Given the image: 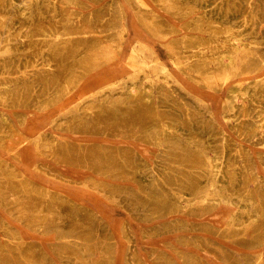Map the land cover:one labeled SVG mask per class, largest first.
<instances>
[{
  "label": "rangeland",
  "instance_id": "obj_1",
  "mask_svg": "<svg viewBox=\"0 0 264 264\" xmlns=\"http://www.w3.org/2000/svg\"><path fill=\"white\" fill-rule=\"evenodd\" d=\"M0 1V85L20 87L18 97L15 92L4 94L0 90V264H264V0H221V5L208 0H196L197 5L194 0H101L94 5L93 0H68L64 12L61 0ZM143 1L157 5L143 9ZM82 5H92L98 12L108 6L104 20L110 29L97 38L83 35V42L78 44L70 30L83 22ZM45 9L53 10L62 29L49 34L42 29ZM20 11H24L21 16L27 27L38 23V30L50 40L40 49L39 60L25 47L22 36H26L27 27H20ZM218 28L221 30L216 31ZM97 39L98 46L90 48ZM210 41H216L219 47L197 55L199 50L194 46ZM136 43L147 45L135 61L137 69L142 70L140 78L128 76L126 71ZM71 49V61L91 57L97 65L86 74H80L77 67L70 69L76 82L63 98L67 108L64 112L49 111L45 104L59 97L61 89L40 59L48 52L63 57ZM162 65L170 71L163 73ZM103 68L112 70L105 79L95 82L93 77ZM86 90L90 93L84 96ZM80 100L88 101L91 111L81 106ZM136 100H146L154 119L141 127L144 130L136 131L132 142L107 132H83L85 127L96 129L99 116L109 114L113 124L121 123L127 113L135 112ZM183 124L190 125V130ZM87 152L97 153L99 167L76 157ZM95 234H100L99 238Z\"/></svg>",
  "mask_w": 264,
  "mask_h": 264
},
{
  "label": "bare ground",
  "instance_id": "obj_2",
  "mask_svg": "<svg viewBox=\"0 0 264 264\" xmlns=\"http://www.w3.org/2000/svg\"><path fill=\"white\" fill-rule=\"evenodd\" d=\"M101 0H93V2H92V4L93 3H99ZM178 1V0H177ZM195 1L196 0H194V3H195ZM197 1H199V0H197ZM201 1V0H200ZM199 1V2H200ZM207 1V0H206ZM209 1V3L210 4H217V3H219L221 0H208ZM225 1V0H224ZM230 2L232 1V0H229ZM240 1H242V2H245V1H243V0H240ZM8 2V1H7ZM198 2V3H199ZM204 2V1H203ZM230 2H229V4H230ZM241 2V3H242ZM248 2V1H247ZM246 2V3H247ZM261 2V1H260ZM173 3V2H172ZM8 4V3H7ZM67 4H68V0H61L60 1V9H61V11H63L62 10V8H65V7H67ZM169 4V3H168ZM176 4V3H175ZM196 4V3H195ZM200 4V3H199ZM204 4H205V2H204ZM203 4V5H204ZM227 4V3H226ZM232 4V3H231ZM245 4V3H244ZM248 4V3H247ZM247 4H245V7L247 6L248 7V5ZM254 4V3H253ZM252 4V5H253ZM94 5V4H93ZM157 4H154V3H152L151 1H150V3H148V2H144L143 1V3H142V8L143 9H150V8H155V6H156ZM159 5V4H158ZM178 5V4H177ZM176 5V6H177ZM197 5V4H196ZM195 5V6H196ZM219 5H221V3H219ZM237 5H238V2H237ZM251 5V4H250ZM175 6V5H174ZM175 6V7H176ZM211 6V5H210ZM225 6H227V5H225ZM0 7H1V1H0ZM8 7V6H7ZM108 7V6H107ZM105 8L103 11H101V12H98V11H94L93 10V7H92V5H82L81 6V9H82V13H83V22H82V24H81V26H79V27H76L74 30H70V34L71 35H73L74 37H75V42L76 43H78V44H81L82 42H83V35L84 36H86V35H90V36H92V37H90V38H94V37H98V35L99 34H101V33H107L108 31H109V29H110V27H108L107 26V24L105 23V18H106V16H107V10H108V8ZM239 7H241L240 5H239ZM244 7V6H243ZM257 7V6H256ZM180 8V7H179ZM230 9L232 8V5H231V7H229ZM238 8V7H237ZM249 8V7H248ZM4 9H5V7H4ZM23 10L25 9V7H24V5H23V8H22ZM36 9V8H35ZM66 9V8H65ZM159 9V8H158ZM195 9V8H194ZM197 9V8H196ZM205 9V8H204ZM207 9V8H206ZM210 9V8H209ZM225 9V8H224ZM241 9V8H240ZM247 9V8H246ZM264 9V8H263ZM7 10V9H6ZM37 10V9H36ZM181 10V9H180ZM182 10H183V8H182ZM199 10H200V8H199ZM198 10V11H199ZM244 10H245V8H244ZM67 11V10H66ZM197 11V10H196ZM195 11V12H196ZM210 11V10H209ZM217 11V10H216ZM222 11H223V9H222ZM246 11V10H245ZM244 11V12H245ZM250 11V10H249ZM22 12H24V11H22ZM22 12L20 11L19 13H18V19L20 20V22H21V25H20V27L22 28L23 26H26V20L23 18V16H21V15H23L22 14ZM52 12H53V10H52ZM52 12L51 11H48V10H46L45 9V11H44V13H45V18H44V21L41 23V26H42V29L44 28V30H46L47 31V33L49 34V33H51V32H53L54 30H56V29H62V26L60 25L61 24V19L59 20V18H58V20L60 21V26L58 25L57 26V21H56V19L54 18V16L52 15ZM64 12V11H63ZM62 12V13H63ZM150 12V11H149ZM177 12V11H176ZM180 12V11H179ZM178 12V13H179ZM224 12V11H223ZM241 13H242V11H240ZM263 12V11H262ZM122 13H123V7H122ZM157 13V15H158V17L157 18H159L160 16H159V13L158 12H156ZM216 13V12H215ZM233 13V12H232ZM235 13V12H234ZM238 13H239V10H238ZM237 13V14H238ZM4 14H7V12L6 13H4ZM13 14V13H12ZM41 14V12L40 11H38L37 12V15H40ZM153 14H155V12L153 13ZM170 14H171V11H170ZM175 14V13H174ZM197 14V13H196ZM210 14V13H209ZM212 14H214V11H213V13ZM220 14V13H219ZM223 14V13H222ZM231 14V13H230ZM247 14V13H246ZM245 14V15H246ZM1 15V14H0ZM3 15V14H2ZM9 15V14H8ZM11 15V14H10ZM156 14H155V16H157ZM241 15V14H240ZM242 15H244V14H242ZM264 15V14H263ZM15 16V15H14ZM13 16V17H14ZM62 16V15H61ZM60 16V17H61ZM154 16V15H153ZM184 16V15H183ZM203 16V15H202ZM209 16V15H208ZM217 16V15H216ZM215 16V17H216ZM221 16V15H220ZM219 16V17H220ZM231 16V15H230ZM230 16H229V18H230ZM260 16V15H259ZM31 17V16H30ZM63 17V16H62ZM150 17H152V16H150ZM170 17V16H169ZM178 17H180V16H178ZM215 17H213V18H215ZM226 17V16H225ZM239 17V16H238ZM241 17V16H240ZM250 17V16H249ZM262 17L263 16H261V19H262ZM185 18V17H184ZM194 18V17H193ZM222 18V17H221ZM17 19V20H18ZM112 19V18H111ZM154 19V18H153ZM182 19V18H181ZM180 19V20H181ZM196 19H197V16H196ZM204 19V18H203ZM236 19V18H235ZM3 20V19H2ZM150 20H152V19H150ZM159 20V19H158ZM186 20V19H185ZM193 20H195V18L193 19ZM192 20V21H193ZM206 20V19H205ZM213 20V19H212ZM217 20V19H216ZM223 20V19H222ZM237 20H239V19H237ZM161 21V20H160ZM175 21H176V19H175ZM12 22V21H11ZM36 22H38L37 20H36ZM108 22V21H107ZM110 22V21H109ZM167 22V21H166ZM179 22V21H178ZM194 22V21H193ZM213 22H214V20H213ZM216 22V21H215ZM220 22V21H219ZM151 23V22H150ZM168 23V22H167ZM206 23V22H205ZM210 23V22H209ZM154 24V23H153ZM157 24V23H156ZM223 24V23H222ZM13 25H15V24H13ZM13 25H12V27H13ZM28 25V24H27ZM170 25V24H169ZM206 25V24H205ZM221 25V24H220ZM7 26V25H6ZM5 26V27H6ZM171 26V25H170ZM169 26V27H170ZM183 26H185V24L183 25ZM222 26V25H221ZM10 27V26H9ZM27 27V26H26ZM168 27V26H167ZM181 27V26H180ZM187 27V26H186ZM227 27V26H226ZM8 28V27H7ZM166 28V27H165ZM198 28V27H197ZM217 28V27H216ZM225 28V27H224ZM11 29V28H10ZM13 29H14V27H13ZM26 30H25V34H26V36L24 35V36H22V38L25 40L24 41V43H25V47H27L28 48V50H29V55H32L34 58H36V59H38L39 60V52H40V49H43L42 47L43 46H48L49 45V42H50V40L48 39V38H46L45 36H46V34H43L40 30H38L39 28H38V23L37 24H34V23H32V24H30V25H28V27L27 28H25ZM73 29V28H72ZM177 29V28H176ZM181 29H182V27H181ZM188 29V28H187ZM214 29V28H213ZM12 30V29H11ZM18 30V29H17ZM166 30H168V29H166ZM184 30H186V29H184ZM221 29L220 28H218L216 31H220ZM190 31H191V29H190ZM208 31H210V29L208 30ZM60 32V31H59ZM158 32H160V29H159V31ZM163 32V31H162ZM183 32V31H182ZM188 32V31H187ZM66 33V32H65ZM65 33H63V34H65ZM216 33H218V32H216ZM235 33V32H234ZM173 35V34H172ZM235 35V34H234ZM64 36V35H63ZM186 36H187V34H186ZM236 36H237V34H236ZM239 37V36H238ZM255 37V36H254ZM164 39V38H163ZM173 39V38H172ZM170 40V39H169ZM254 40H255V38H254ZM257 40V39H256ZM7 42V41H6ZM162 42H165V41H162ZM167 43V42H166ZM165 43V44H166ZM21 44V43H20ZM98 44H99V41H98V39L97 40H93L91 43H90V48H95V47H97L98 46ZM170 44V43H169ZM76 45V44H75ZM173 45V44H172ZM188 45H190V44H188ZM11 46V45H10ZM74 46V45H73ZM147 45L145 44V43H136V44H133L132 45V50H131V55H130V59H132V63H128L127 65H126V71H127V75L128 76H135L136 78H140V76H142L141 75V72H142V70H140V69H137V68H139V64L137 63V62H135L136 61V59H137V56H139V55H142V53H143V49H144V47H146ZM167 46V45H166ZM168 46H170V45H168ZM216 46H218V43L216 42V41H210V42H207V43H202L200 46H198V47H196V46H194L195 48H197L199 51H198V53H197V55H202V54H204V53H206V51H207V49H209V48H213V47H216ZM15 47V46H14ZM13 47V48H14ZM55 47V46H54ZM56 47H57V45H56ZM55 47V48H56ZM149 47V46H148ZM171 47V46H170ZM189 47V46H188ZM219 47V46H218ZM23 48V47H22ZM22 48H20V49H22ZM54 48V49H55ZM150 48H152V47H150ZM244 48H246V47H244ZM16 49V48H15ZM15 49H13V51L15 50ZM25 50H26V48H24ZM57 49V48H56ZM153 49V48H152ZM171 49V48H170ZM191 49V48H190ZM18 50V49H17ZM253 50V49H252ZM263 50V49H262ZM48 51H49V49H48ZM50 51H53V50H51L50 49ZM54 51H57V50H54ZM71 52H72V49L71 50H69V52L68 53H66L65 55H63V57H57L56 56V53L55 52H48V53H46V55L44 56V58H41L40 60H41V62H43L44 64H45V66L47 67V70L49 71L48 73L49 74H51V80L52 81H57L58 83H59V85H60V94H59V97H57L56 99L54 98L53 100H49V102H47L45 105V107H47L48 109H49V111H52V110H54V109H56V110H58L59 112H64V110L67 108L66 107V104H63L64 103V101H63V98L66 96V94H68V93H70L74 88H75V82H76V77L74 76V77H72V76H70V73H69V70L70 69H72V68H74V67H77L78 69H79V72H80V74H86V73H88L89 71H91L92 69H93V67L94 66H96L97 65V62H93L92 61V59H91V57L90 58H87V57H82V58H80V59H78L77 61H71L70 59H69V57H70V55H71ZM213 53V52H212ZM230 53V52H229ZM29 55H27V56H29ZM257 55V54H256ZM21 56H22V53H21ZM129 56V55H128ZM213 56V55H212ZM215 56V55H214ZM254 56V55H253ZM252 56V57H253ZM258 56V55H257ZM24 57V56H23ZM26 57V56H25ZM30 57V56H29ZM196 57H198V56H196ZM219 57V56H218ZM235 57V56H234ZM256 57V56H255ZM263 57V56H262ZM9 58V57H8ZM16 58H20L19 56H16ZM193 58H195V57H193ZM199 58H201V57H199ZM215 58V57H214ZM236 58V57H235ZM25 59H27V58H25ZM192 59V58H191ZM196 59V58H195ZM210 59H213L212 57L210 58ZM263 59V58H262ZM261 59V60H262ZM3 60V59H2ZM22 60V59H21ZM24 60V59H23ZM174 60V59H173ZM177 60V59H176ZM4 61V60H3ZM25 61V60H24ZM31 61V60H30ZM36 61V60H35ZM204 61V60H203ZM208 61V60H207ZM218 61V60H217ZM227 61H228V59H227ZM5 62H6V58H5ZM5 62L3 63L2 62V65L3 64H5ZM17 62V61H16ZM33 62V61H32ZM39 62V61H38ZM204 62H206V61H204ZM212 62V61H211ZM231 62V61H230ZM21 63H22V61H21ZM37 63V62H36ZM35 62H34V64H36ZM202 63V62H201ZM219 63V62H218ZM229 63V62H228ZM1 64V63H0ZM11 64H12V61H11ZM15 64V62L13 63V65ZM183 64V63H182ZM207 64H209V63H207ZM231 64V63H230ZM253 64V63H252ZM9 65V64H8ZM16 65V64H15ZM37 65H38V63H37ZM37 65H36V67H37ZM219 65H220V63H219ZM218 65V66H219ZM221 65H223V64H221ZM226 65V64H225ZM23 66V65H22ZM21 66V67H22ZM176 66V65H175ZM199 66H201V65H199ZM215 66H217V65H215ZM227 66V65H226ZM232 66H234V63H233V65ZM2 67V66H1ZM13 67H15V66H13ZM20 66H19V68H21ZM196 67V66H195ZM202 67V66H201ZM221 67V66H220ZM16 68V67H15ZM203 68V67H202ZM249 68V67H248ZM3 69H5V68H3ZM16 69H18V66H17V68ZM22 69V68H21ZM198 69V68H197ZM225 69V68H224ZM236 69V68H235ZM2 69H0V71H1ZM12 70H13V68H12ZM15 70V69H14ZM13 70V71H14ZM25 70V69H24ZM23 70V71H24ZM110 70H112V69H106V68H103L101 71L102 72H100V73H97V74H95V76L93 77V80L95 81V82H99V81H101V80H103V79H105L106 78V74H107V72H109ZM5 71V70H4ZM16 71V70H15ZM23 71L21 70V72L23 73ZM161 71L163 72V73H166V72H169L170 70H169V68L166 66V65H162L161 66ZM179 71V70H178ZM238 71V70H237ZM3 72V71H2ZM246 72V71H245ZM181 73V72H180ZM228 73H230V72H228ZM185 74V73H184ZM36 75V74H35ZM221 75V74H220ZM182 76V75H181ZM33 77V76H32ZM143 77V76H142ZM149 77V76H148ZM197 77V76H196ZM147 78V77H146ZM188 78V77H187ZM248 78V77H247ZM249 79H251V78H249ZM32 79L30 78V81H31ZM34 80V79H33ZM136 80V79H135ZM141 80V79H140ZM145 80V79H144ZM226 80H228V79H226ZM235 80V79H234ZM39 81V80H38ZM143 81V80H142ZM199 81V80H198ZM247 81H248V79H247ZM44 82H45V80H44ZM51 82V81H50ZM141 82V81H140ZM139 82V83H140ZM23 83V82H22ZM39 83H42V82H39ZM38 83V84H39ZM54 83V82H53ZM151 83H153V82H151ZM232 83V82H231ZM235 83V82H234ZM19 84V83H18ZM52 84V83H51ZM150 84V83H149ZM199 84V83H198ZM197 84V85H198ZM14 85V84H13ZM13 85H11V84H8V83H3V84H1L0 86H1V91L4 93V94H7V93H12V92H15V95H17V97H18V93H19V91H20V87H19V89H16V88H14L13 87ZM15 85H17V84H15ZM148 85V84H147ZM239 85V84H238ZM20 86H22V84L20 85ZM32 86H33V84H32ZM38 86V85H37ZM40 86H42V84L40 85ZM52 86V85H51ZM130 86V85H129ZM142 86V85H141ZM140 86V87H141ZM153 86V85H152ZM204 86V85H203ZM220 86H221V84H220ZM107 87V86H106ZM136 87H137V85H136ZM132 88V87H131ZM130 88V89H131ZM135 88V87H134ZM138 88V87H137ZM147 88V87H146ZM153 88V87H152ZM163 88V87H162ZM166 88V87H165ZM204 88V87H203ZM40 89V88H39ZM161 89V88H160ZM159 89V90H160ZM27 90H28V88H27ZM135 90V89H134ZM136 90H138V89H136ZM143 90V89H142ZM141 90V91H142ZM147 90V89H146ZM168 90V89H167ZM0 91V92H1ZM40 91V90H39ZM125 91V90H124ZM165 91H166V89H165ZM164 91V92H165ZM176 91V90H175ZM260 91V90H259ZM46 92V91H45ZM107 92V91H106ZM148 92H149V89H148ZM154 92V91H153ZM158 92V91H157ZM166 92H168V91H166ZM179 92V91H178ZM211 92V91H210ZM251 92V91H250ZM47 93V92H46ZM85 93V95L84 96H86V95H89V91H85L84 92ZM122 93V92H121ZM141 93V92H140ZM145 93V92H144ZM171 93V92H170ZM170 93H169V96H170ZM202 93V92H201ZM110 94V93H109ZM124 94V93H123ZM132 94H133V92H132ZM137 94V93H136ZM143 94V93H142ZM146 94V93H145ZM152 94V93H151ZM155 94V93H154ZM206 94V93H205ZM208 94V93H207ZM249 94V93H248ZM106 94L104 93V95L103 96H105ZM108 95V94H107ZM135 95V94H134ZM147 95V94H146ZM157 95H159V94H157ZM263 95V94H262ZM5 96V95H4ZM41 96V95H40ZM44 96V95H43ZM109 96V95H108ZM111 96V95H110ZM129 96V95H128ZM140 96V95H139ZM209 96V95H208ZM251 96V95H250ZM48 97H49V94H48ZM52 97V96H51ZM117 97V96H116ZM121 97V96H120ZM131 97V96H130ZM138 97V96H137ZM153 97V96H152ZM160 97V96H159ZM8 98H10V97H8ZM88 98V97H87ZM92 98V97H91ZM111 98V97H110ZM140 98V97H139ZM145 98H147V96L145 97ZM161 98V97H160ZM185 97L183 96V99H184ZM251 98V97H250ZM100 99H104V98H100ZM109 99V98H108ZM115 99V98H114ZM151 99V98H150ZM152 99H154V98H152ZM170 99H172V98H170ZM169 99V100H170ZM216 99V98H215ZM240 99H241V97H240ZM245 99V98H244ZM14 100V99H13ZM17 100V99H16ZM43 100H45V99H43ZM118 100V99H117ZM121 100V99H120ZM162 100V99H161ZM173 100V99H172ZM113 101V100H112ZM122 101H123V98H122ZM130 101H131V99H130ZM145 101L146 100H136L135 101V103H136V109H135V112L134 113H130V114H128L127 113V116L125 117V119H124V121L122 120V122L121 123H118V124H113V121H112V119L110 118V117H108V115L107 116H104V117H100L99 116V118H98V127L96 128V129H94V128H91V127H85L84 129H83V132L84 133H93V134H101V133H105V132H107L108 134H110L111 136H114L115 138H120L122 141H125V142H132V140H133V137L135 136V133H136V131L138 130V129H140L141 127H143V126H145V125H147L150 121H151V119L153 118V116H152V114L149 112V108L147 107V104L145 103ZM148 101H149V99H148ZM151 101V100H150ZM165 100H163V102H164ZM174 101V100H173ZM250 101V100H249ZM255 101H257V100H255ZM11 102V101H10ZM82 105L81 106H87L86 108L88 109V110H90L91 111V106L89 107V105L90 104H88L87 105V102L88 101H83V100H80L79 101ZM114 102H116V100L114 101ZM134 102V101H133ZM132 102V103H133ZM151 102H153V100L151 101ZM150 102V103H151ZM170 102V101H169ZM79 103V104H80ZM109 103V102H108ZM107 103V104H108ZM123 103V102H122ZM121 103V104H122ZM164 103H166V102H164ZM244 103V102H243ZM9 105H10V103H8ZM34 104V103H33ZM36 104V103H35ZM96 104V103H95ZM247 104V103H246ZM246 104H244V105H246ZM111 105V104H110ZM110 105H108V106H110ZM129 105H131V104H129ZM133 105H134V103H133ZM154 105V104H153ZM165 105H168L169 106V104H165ZM183 105V104H182ZM33 106V105H32ZM99 106V105H98ZM105 106H107V105H105ZM107 106V107H108ZM151 106H152V103H151ZM162 106H163V104H162ZM162 106H160V107H162ZM168 106H167V108H168ZM176 106V105H175ZM181 106V105H180ZM179 106V104L177 105V107H180ZM84 107H82V108H84ZM104 107V106H103ZM122 107V106H121ZM165 107V106H164ZM247 107H248V105H247ZM8 108V107H7ZM166 108V109H167ZM244 108H246L245 106H244ZM251 108V107H250ZM253 108V107H252ZM257 108V107H256ZM255 108V109H256ZM259 108V107H258ZM257 108V109H258ZM40 109V108H39ZM46 109V108H45ZM151 109V108H150ZM160 109V108H159ZM163 109V108H162ZM169 109V108H168ZM179 109V108H178ZM242 109V108H241ZM14 110V109H13ZM94 110V109H93ZM103 110V109H102ZM111 110V109H110ZM117 110V109H116ZM128 110V109H127ZM177 110V109H176ZM181 110V109H180ZM227 110V109H226ZM239 110H240V108H239ZM244 110V109H243ZM40 111H41V109H40ZM46 111V110H45ZM196 111H197V109H196ZM228 111V110H227ZM253 111V110H252ZM260 111V110H259ZM110 112V111H109ZM119 112H120V110H119ZM162 112V111H161ZM160 112V113H161ZM165 112V111H164ZM176 112V111H175ZM180 112V111H179ZM198 112V111H197ZM201 112V111H200ZM243 112V111H242ZM241 112V113H242ZM261 113H262V111H260ZM41 113V112H40ZM39 113V114H40ZM88 113H89V111H88ZM92 113V112H91ZM94 113V112H93ZM98 113V112H97ZM112 113V112H111ZM114 113H115V111H114ZM124 113V112H123ZM154 113H156V112H154ZM174 113V112H173ZM253 112H251V114H252ZM162 114V113H161ZM167 114V113H166ZM183 114V113H182ZM235 114V113H234ZM240 114V113H239ZM248 114V113H247ZM258 114V113H257ZM263 114V113H262ZM105 115V114H104ZM118 115V114H117ZM170 115V114H169ZM175 115V114H174ZM199 115H201V114H199ZM241 115V114H240ZM239 115V116H240ZM72 116V115H71ZM95 116V115H94ZM98 116V115H97ZM96 116V117H97ZM110 116V115H109ZM119 116V115H118ZM167 116V115H166ZM170 116H173V115H170ZM184 116H185V114H184ZM191 116V115H190ZM196 116V115H195ZM194 116V117H195ZM247 116V115H246ZM258 116H260V114L258 115ZM257 116V117H258ZM262 116V115H261ZM178 117V116H177ZM186 117V116H185ZM184 117V118H185ZM197 117V116H196ZM202 117V116H201ZM200 117V118H201ZM237 117V116H236ZM169 118H171V117H169ZM173 118H175V117H173ZM172 118V119H173ZM255 118V117H254ZM75 119V118H74ZM94 119V118H93ZM154 119V118H153ZM176 119V118H175ZM178 119V118H177ZM180 119V118H179ZM230 119V118H229ZM232 119V118H231ZM70 120V119H69ZM77 120V119H76ZM80 120V119H79ZM187 120V119H186ZM210 120V119H209ZM262 120V119H261ZM94 121H95V119H94ZM153 121V120H152ZM151 121V122H152ZM176 121V120H175ZM184 121V120H183ZM195 121H197V120H195ZM194 121V122H195ZM5 122V121H4ZM11 122V121H10ZM56 122V121H55ZM116 122V121H115ZM118 122V121H117ZM173 122V121H172ZM178 122H180V121H178ZM185 122V121H184ZM198 122V121H197ZM236 122V121H235ZM31 123V122H30ZM29 123V124H30ZM57 124L59 123V122H56ZM69 123H70V121H69ZM72 123V122H71ZM174 123H176V122H174ZM181 123H183L182 121H181ZM188 123V122H187ZM247 123V122H246ZM246 123H244L245 125H248V124H246ZM250 123H251V121H250ZM250 123H249V125H250ZM5 124V123H4ZM11 124H12V122H11ZM14 124V123H13ZM190 124V123H189ZM198 124V123H197ZM196 124V125H197ZM200 124H201V122H200ZM7 125H9V122H7ZM64 125H66V124H64ZM92 126H93V122H92V124H91ZM149 125V124H148ZM180 125V124H179ZM184 125V124H183ZM191 125V124H190ZM189 125V126H190ZM13 126H15V125H13ZM72 126H73V124H72ZM90 126V125H89ZM178 126V125H177ZM176 125H175V127H177ZM184 126H186V127H189V126H187V124L186 125H184ZM183 126V127H184ZM206 126H209V125H207L206 124ZM8 127V126H7ZM30 127V126H29ZM82 127V126H81ZM185 127V128H186ZM251 127V126H250ZM13 128V127H12ZM31 128V127H30ZM80 128V127H79ZM169 128V127H168ZM170 128H172V127H170ZM190 128L191 127H189V129L188 130H190ZM200 128H202V127H200ZM209 128V127H208ZM141 129H145V127L144 128H141ZM140 129V130H141ZM180 129V128H179ZM184 129V128H183ZM187 129V128H186ZM186 129H184V130H186ZM255 129H256V127H255ZM13 130H14V128H13ZM16 130V129H15ZM15 130H14V132H15ZM65 130V129H64ZM66 130H67V128H66ZM139 130V131H140ZM247 130V129H246ZM256 130H258V128L256 129ZM255 130V131H256ZM7 131V130H6ZM8 131H10V130H8ZM17 131V130H16ZM139 131H137V133L139 132ZM192 131V130H191ZM190 131V132H191ZM194 131H197V130H194ZM262 131V130H261ZM189 132V131H188ZM242 132H244V131H242ZM11 133V132H10ZM16 133V132H15ZM142 133V132H141ZM193 133V132H192ZM253 133V132H252ZM260 133V132H259ZM259 133L257 134V135H259ZM262 133V132H261ZM12 134H14V133H12ZM102 134V135H103ZM254 134H256V132L255 133H253V135ZM47 135V134H46ZM105 135V134H104ZM194 135V134H193ZM244 135V134H243ZM110 136V137H111ZM188 136V135H187ZM198 136V135H197ZM250 136V135H249ZM260 136V135H259ZM32 137V136H31ZM42 137V136H41ZM46 137V136H45ZM191 137V136H190ZM194 137V136H193ZM196 137V136H195ZM48 138H49V136H48ZM55 138V137H54ZM53 138V139H54ZM111 138H113V137H111ZM51 139V138H50ZM57 139V138H56ZM104 139V138H103ZM229 139V138H228ZM29 140H31V139H29ZM34 140V139H33ZM93 140V139H92ZM96 140V139H95ZM94 140V141H95ZM230 140V139H229ZM43 141V140H42ZM56 140L54 139V142H55ZM117 141V140H116ZM138 141V140H137ZM140 141V140H139ZM152 141H154V140H152ZM240 141V140H239ZM242 141H244L243 139H242ZM247 141V140H246ZM249 141H251L250 139H249ZM259 141V140H258ZM157 142V141H156ZM226 142H230V141H226ZM232 142V141H231ZM33 143H34V141H33ZM52 143H53V141H52ZM57 143V142H56ZM146 144H148V143H146ZM257 144H259V143H257ZM262 144H264V142L262 143ZM51 145V144H50ZM58 145V144H57ZM102 145V144H101ZM253 145V144H252ZM39 146V145H38ZM44 146V145H43ZM60 146V145H59ZM63 146V145H62ZM85 146V145H84ZM141 146V145H140ZM51 148H52V146H50ZM54 147V146H53ZM96 147V146H95ZM184 147V146H183ZM91 148V147H90ZM105 148V147H104ZM179 147H177V149H178ZM187 147H185V148H183V149H186ZM227 148V147H226ZM235 148V147H234ZM244 148V147H243ZM59 149V148H58ZM58 149H56V150H58ZM191 149V148H190ZM190 149H189V151H190ZM193 149V148H192ZM210 149V148H209ZM208 149V150H209ZM214 149V148H213ZM245 149V148H244ZM243 149V150H244ZM246 149H247V153H248V148L246 147ZM52 150V149H51ZM96 150V149H95ZM99 150V149H98ZM107 150V149H106ZM175 150V149H174ZM211 150V149H210ZM242 150V151H243ZM48 151V150H47ZM53 151V150H52ZM59 151V150H58ZM60 151H62V150H60ZM94 151V150H93ZM178 151V150H177ZM185 151V150H184ZM188 151V150H187ZM202 151V150H201ZM46 152V151H45ZM56 152V151H55ZM138 152V151H137ZM168 152V151H167ZM186 152V151H185ZM194 152H195V150H194ZM196 152H198V151H196ZM203 152V151H202ZM244 152H246V151H244ZM50 153V152H49ZM59 153V152H58ZM109 153V152H108ZM212 153H213V151H212ZM246 153V154H247ZM250 153V152H249ZM52 154H54V152L52 153ZM51 154V155H52ZM60 154H62V153H59V155ZM137 154V153H136ZM169 154V153H168ZM171 154V153H170ZM179 154V153H178ZM205 154H206V151H205ZM257 154V153H256ZM47 155H49V154H47ZM64 155V154H63ZM108 155H110V154H108ZM113 155V154H112ZM123 155H125V154H123ZM138 155H139V153H138ZM173 155H176V154H173ZM213 155V154H212ZM212 155H210V156H212ZM260 155H262V154H260ZM116 156V155H115ZM140 156H141V154H140ZM179 156V155H178ZM177 156V157H178ZM185 156H186V154H185ZM190 156V155H189ZM201 156H202V154H201ZM259 156V155H258ZM49 157V156H48ZM52 157V156H51ZM55 157V156H54ZM76 157H82L83 159H84V162L87 164V165H89V166H91V167H99L100 165H101V162H100V160H99V158H98V156H97V153H95V152H87V153H84V154H79V153H77L76 154ZM132 157H133V155H132ZM164 157V156H163ZM162 157V158H163ZM174 157H176V156H174ZM193 157V156H192ZM248 157H249V155H248ZM257 157V156H256ZM65 158V157H64ZM64 158H62V156H61V159L63 160ZM108 158V157H107ZM111 158H112V156H111ZM129 158V157H128ZM180 158V157H179ZM199 158V157H198ZM246 158V157H245ZM260 158V157H259ZM57 159V158H56ZM60 159V158H59ZM116 159V158H115ZM124 159V158H123ZM194 159H196V157L194 158ZM52 160V159H51ZM66 160V159H65ZM109 160V159H108ZM114 160V159H113ZM112 160V161H113ZM125 160V159H124ZM130 160V159H129ZM132 160V159H131ZM187 160V159H186ZM189 160V159H188ZM244 160V159H243ZM246 160V159H245ZM53 161V160H52ZM55 161V160H54ZM102 161V160H101ZM158 161H160V160H158ZM165 161V160H164ZM174 161H176V160H172V162H174ZM191 161V160H190ZM196 161V160H195ZM232 161V160H231ZM250 161V160H249ZM259 161V160H258ZM110 162V161H109ZM171 162V163H172ZM178 162H180V161H178ZM186 162V161H185ZM185 162H183V163H185ZM189 162V161H188ZM233 162V161H232ZM247 162V161H246ZM262 162H263V160H262ZM63 163V162H62ZM176 163V162H175ZM182 163V162H181ZM187 163V162H186ZM189 163H191V162H189ZM251 163V162H250ZM76 164V163H75ZM128 164V163H127ZM174 164V163H173ZM245 164V163H244ZM262 164H264V163H262ZM109 165V164H108ZM119 165V164H118ZM175 165H178V164H175ZM210 165V164H209ZM226 165V164H225ZM246 165H249V163L248 164H246ZM75 166V165H74ZM132 166V165H131ZM178 166H181V165H178ZM229 166V165H228ZM227 166V167H228ZM232 166H234L233 165V163H232ZM252 166V165H251ZM264 166V165H263ZM79 167V166H78ZM248 167V166H247ZM12 168V167H11ZM109 168H111V167H109ZM114 168V166L112 167V169ZM132 168V167H131ZM171 168V167H170ZM177 168V167H176ZM190 168V167H189ZM230 168V167H229ZM250 168V167H249ZM248 168V169H249ZM73 169H74V167H73ZM79 169V168H78ZM94 169V168H93ZM122 169V168H121ZM0 170H2V169H0ZM45 170V169H44ZM76 170H77V168H76ZM86 170V169H85ZM111 170V169H110ZM109 170V171H110ZM202 170V169H201ZM236 170H238L237 168H236ZM75 171V170H74ZM92 171V170H91ZM94 171V170H93ZM171 171H173V169L171 170ZM178 171V170H177ZM205 171V170H204ZM254 171V170H253ZM46 172H47V170H46ZM115 172H116V170H115ZM181 172V171H180ZM239 172H241V171H239ZM113 173V172H112ZM121 173H123V172H121ZM124 173H126L125 171H124ZM172 173V172H171ZM186 173V172H185ZM224 173H225V171H224ZM242 173H243V171H242ZM51 174V173H50ZM96 174V173H95ZM117 174V173H116ZM133 174H135V173H133ZM178 174V173H177ZM241 174V173H240ZM2 175V173L0 174V176ZM102 175V174H101ZM118 175V174H117ZM180 175V174H179ZM210 175V174H209ZM208 175V176H209ZM211 175H213V174H211ZM239 175V174H238ZM257 176V175H256ZM125 177H126V175H125ZM243 177V176H242ZM117 178V177H116ZM130 178H131V176H130ZM133 178V177H132ZM164 178H166V177H164ZM179 178V177H178ZM245 178V177H244ZM3 179H4V177H3ZM7 179V178H6ZM113 179V178H112ZM186 179V178H185ZM228 179V178H227ZM233 179V178H232ZM69 180V179H68ZM72 180V179H71ZM129 180V179H128ZM168 180V179H167ZM188 180V179H187ZM206 180V179H205ZM264 180V179H263ZM5 182H6V180H4ZM9 181V180H8ZM70 181V180H69ZM166 181V180H165ZM174 181V180H173ZM217 181V180H216ZM233 181V180H232ZM243 181V180H242ZM249 181V180H248ZM205 182V181H204ZM210 182V181H209ZM236 182V181H235ZM11 183V182H10ZM13 183V182H12ZM15 183V182H14ZM225 183V182H224ZM244 183V182H243ZM263 183V182H262ZM187 184V183H186ZM234 184V183H233ZM5 185V184H4ZM6 185H8V183H6ZM6 185H5V187H6ZM12 185H14V184H12ZM11 185V186H12ZM31 185V184H30ZM232 185V184H231ZM246 185V184H245ZM10 186V187H11ZM174 186V185H173ZM216 186V185H215ZM243 186V185H242ZM247 186H248V184H247ZM19 187V186H18ZM178 187V186H177ZM211 187V186H210ZM209 187V188H210ZM197 188V187H196ZM235 188V187H234ZM252 188V187H251ZM250 188V189H251ZM263 188V187H262ZM6 189V188H5ZM184 189V188H183ZM199 189V188H198ZM258 189V188H257ZM7 190V189H6ZM8 191V190H7ZM11 191V190H10ZM211 191V190H210ZM242 191V190H241ZM230 192V191H229ZM232 192V191H231ZM239 192V191H238ZM246 192H248V191H246ZM14 193V192H13ZM196 193V192H195ZM222 193V192H221ZM234 193V192H233ZM244 193V192H243ZM10 194H11V192H10ZM206 194V193H205ZM6 195V194H5ZM8 195V194H7ZM14 195V194H13ZM17 195V194H16ZM15 195V196H16ZM235 195V194H234ZM208 196H210V195H208ZM14 197V196H13ZM18 197V196H17ZM188 197V196H187ZM264 197V196H263ZM24 198H26V197H24ZM34 198H36V197H34ZM10 199V198H9ZM8 199V200H9ZM16 199V198H15ZM14 199V200H15ZM20 199V198H19ZM146 199V198H145ZM212 199V198H211ZM11 200V199H10ZM13 200V201H14ZM32 200V199H31ZM33 200H35V199H33ZM42 200V199H41ZM148 200V199H147ZM163 200V199H162ZM22 201V200H21ZM24 201V200H23ZM27 201V200H26ZM36 201H39V200H36ZM36 201H34V202H36ZM150 201V200H149ZM160 201V200H159ZM263 201V200H262ZM16 202V201H15ZM14 202V203H15ZM41 202H43V201H41ZM40 201H39V203H41ZM210 202V201H209ZM232 202V201H231ZM21 203V202H20ZM36 203H38V202H36ZM44 203V202H43ZM57 203V202H56ZM154 203V202H153ZM179 203V202H178ZM263 203H264V201H263ZM24 204H26V203H24ZM23 204V205H24ZM29 204V203H28ZM33 203H31V205H32ZM42 204V203H41ZM165 204V203H164ZM196 204V203H195ZM234 204V203H233ZM236 204V203H235ZM239 204V203H238ZM262 204V203H261ZM30 205V204H29ZM29 205H28V207H29ZM36 205V204H35ZM35 205H32V206H35ZM150 205V204H149ZM154 205V204H153ZM158 205V204H157ZM156 205V206H157ZM174 205V204H173ZM183 205V204H182ZM241 205H242V203H241ZM25 206V205H24ZM37 206H38V204H37ZM57 207H58V205H56ZM55 206V208H57ZM64 206V205H63ZM160 206V205H159ZM236 206H237V204H236ZM22 207V206H21ZM31 207V206H30ZM36 207V206H35ZM41 207V206H40ZM43 207V206H42ZM49 207V206H48ZM60 207V206H59ZM80 207V206H79ZM198 207V206H197ZM206 207V206H205ZM16 208V207H15ZM14 208V209H15ZM17 208H20V207H17ZM17 208L15 209V210H17ZM25 208V207H24ZM38 208H39V206H38ZM73 208V207H72ZM156 208V207H155ZM159 208V207H158ZM264 208V207H263ZM40 209V208H39ZM38 209V210H39ZM58 209V208H57ZM64 209V208H63ZM160 209V208H159ZM200 209V208H199ZM14 210V211H15ZM35 210H36V208H35ZM42 210V209H41ZM44 210V209H43ZM153 210H154V208H153ZM156 210V209H155ZM24 211H26L27 212V210H25L24 209ZM34 211V210H33ZM59 211V210H58ZM63 211V210H62ZM67 211H69V209L68 210H66L65 212H67ZM39 212V211H38ZM44 212V211H43ZM60 212H61V210H60ZM64 212V213H65ZM189 212V211H188ZM32 213V212H31ZM35 213V212H34ZM64 213H62V214H64ZM165 213V212H164ZM205 213V212H204ZM21 214V213H20ZM46 214V213H45ZM59 214V213H58ZM69 214H70V212H69ZM154 214V213H153ZM163 214V213H162ZM176 214V213H175ZM189 214V213H188ZM23 215V214H22ZM35 215H39V214H35ZM41 215V214H40ZM51 214L49 213L48 214V216H50ZM193 215V214H192ZM43 216V215H42ZM47 216V217H48ZM51 216H54V215H51ZM59 216H60V214H59ZM64 216H66V215H63V217ZM84 216V215H83ZM195 216V215H194ZM18 217V216H17ZM23 217V216H22ZM61 218H62V216H60ZM250 217H251V215H250ZM252 217H254V216H252ZM251 217V218H252ZM21 218V217H20ZM73 218V217H72ZM84 218V217H83ZM91 218V217H90ZM257 218V217H256ZM28 220V219H27ZM33 220V219H32ZM37 220H40V219H37ZM46 220V219H45ZM50 220H52L51 219V217H50ZM57 220H59V219H57ZM70 220H71V218H70ZM83 220V219H82ZM81 220V221H82ZM29 221V220H28ZM43 221V220H42ZM47 221V220H46ZM74 221V220H73ZM29 222H31V221H29ZM75 222V221H74ZM91 222V221H90ZM261 222V221H260ZM52 223V222H51ZM70 223H71V221H70ZM77 223V222H76ZM75 223V224H76ZM85 223H87V222H85ZM263 223V222H262ZM75 224H73V225H75ZM261 224V223H260ZM42 225H44V224H42ZM41 225V226H42ZM77 225H79V224H77ZM82 225H83V222H82ZM232 225V224H231ZM1 226V225H0ZM87 226H89V224L87 225ZM258 226V225H257ZM76 227V226H75ZM86 227V226H85ZM91 226H89V228H90ZM260 227V226H259ZM264 227V226H263ZM92 228V227H91ZM71 229V228H70ZM98 229V228H97ZM215 229V228H214ZM261 229V228H260ZM206 231V230H205ZM85 232H83V234H84ZM88 233V232H87ZM100 233V232H99ZM88 235V234H87ZM96 235V234H95ZM222 235V234H221ZM224 235V234H223ZM228 235V234H227ZM226 235V236H227ZM235 235V234H234ZM233 235V236H234ZM76 236H78V234H76ZM97 236V235H96ZM99 236H100V234H99ZM99 236H97L98 238H99ZM229 236V235H228ZM96 237V238H97ZM103 237V236H102ZM78 238V237H77ZM90 238H92V237H90ZM85 240V239H84ZM83 240V241H84ZM96 240V239H95ZM9 241V240H8ZM103 242V241H102ZM6 243V242H5ZM94 243V242H93ZM100 243H101V241H100ZM7 244H8V242H7ZM92 244V243H91ZM39 245V244H38ZM37 245V247H39ZM101 245H102V243H101ZM16 247V246H15ZM14 247V248H15ZM41 247V246H40ZM93 247V246H92ZM10 248V247H9ZM12 248V247H11ZM94 248V247H93ZM92 248V249H93ZM43 249V248H42ZM41 249V250H42ZM99 249V248H98ZM13 250V249H12ZM38 250H40L39 248H38ZM100 251H102V249L100 250ZM99 251V252H100ZM39 252V251H38ZM103 252V251H102ZM101 252V253H102ZM10 253V252H9ZM33 253V252H32ZM29 254V253H28ZM100 254V253H99ZM98 254V255H99ZM215 254V253H214ZM263 254V253H262ZM37 254H35V256H36ZM44 255V254H43ZM67 255V254H66ZM72 255V254H71ZM103 255H105V254H103ZM260 255V254H259ZM16 256V255H15ZM26 256V255H25ZM45 256V255H44ZM44 256H43V258H44ZM108 256V255H107ZM38 257H39V255H38ZM100 257V256H99ZM101 257H103L104 259H105V257L106 256H102L101 255ZM217 257H218V255H217ZM1 258V257H0ZM28 258V257H27ZM41 258H42V256H41ZM6 259V258H5ZM101 259V258H100ZM3 260H4V258H3ZM28 260V259H27ZM34 260V259H33ZM44 260V259H43ZM103 260V259H102ZM101 260V261H102ZM1 261V260H0ZM7 261V260H6ZM30 261V260H29ZM95 261V260H94ZM3 262H5V261H3ZM97 262V261H96ZM100 262V261H99ZM168 262V261H167ZM166 262V263H167ZM105 263H107V261L105 262ZM97 264H99V263H97Z\"/></svg>",
  "mask_w": 264,
  "mask_h": 264
}]
</instances>
